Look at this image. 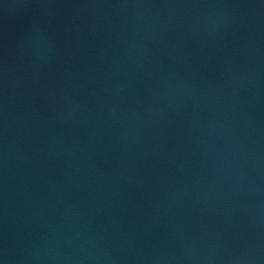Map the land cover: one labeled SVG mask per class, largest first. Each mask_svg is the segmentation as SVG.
Returning a JSON list of instances; mask_svg holds the SVG:
<instances>
[{"label":"water","instance_id":"water-1","mask_svg":"<svg viewBox=\"0 0 264 264\" xmlns=\"http://www.w3.org/2000/svg\"><path fill=\"white\" fill-rule=\"evenodd\" d=\"M0 264H264V0H0Z\"/></svg>","mask_w":264,"mask_h":264}]
</instances>
